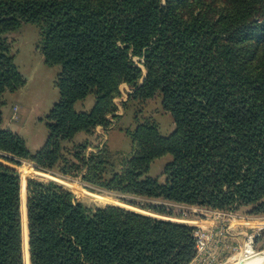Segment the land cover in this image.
<instances>
[{
  "label": "trees",
  "instance_id": "1",
  "mask_svg": "<svg viewBox=\"0 0 264 264\" xmlns=\"http://www.w3.org/2000/svg\"><path fill=\"white\" fill-rule=\"evenodd\" d=\"M25 24L36 26L45 63L60 67V99L41 151L0 129V159L81 174L114 194L264 215V0H0V108L25 85L8 39ZM123 84L133 90L124 105L134 109L133 155L116 165L108 146L86 157L83 144L65 157L64 143L110 126ZM90 96L93 108L77 111ZM156 99L173 119L169 136L146 116ZM166 157L160 182L149 173ZM27 215L30 264H191L197 255L193 228L90 206L52 181L29 182ZM0 264H25L21 179L1 162Z\"/></svg>",
  "mask_w": 264,
  "mask_h": 264
},
{
  "label": "rangeland",
  "instance_id": "2",
  "mask_svg": "<svg viewBox=\"0 0 264 264\" xmlns=\"http://www.w3.org/2000/svg\"><path fill=\"white\" fill-rule=\"evenodd\" d=\"M8 39L11 42L16 66L25 79V85L14 92L5 94V105L0 108V129L9 130L18 135L25 141L30 154L36 155L46 144L49 136L48 117L60 99V93L56 86L60 67L48 66L45 63L44 56L38 47L39 35L36 26L25 24L19 31L9 34ZM135 61L145 72L139 59H135ZM123 85L127 86V88L123 89ZM123 85L120 87V95L114 99L117 112L108 117L110 126L108 128L98 126L95 129L93 137L80 133L72 144L64 143L65 149L63 153L65 157L71 159L72 149L77 145L83 144L88 146L84 153L86 157L97 153L104 146H108L115 155L112 162L116 165L121 160L130 158L133 155V144L126 136V130L134 128V109L130 107L126 110L124 107L133 90L127 84ZM94 103L93 96H90L85 102L78 103L75 108L79 112H88L93 108ZM146 109V116H151L155 119L159 125L161 134L164 136L171 135L174 131L173 119L170 114L163 110L160 100L150 101ZM169 160L170 157H166L154 162L151 165L149 175L153 178H159L160 182H164L166 178L162 173ZM0 162L17 170L21 183H23V173L27 171L31 172L30 176L27 177L26 191L28 190L29 182L32 180L52 181L62 185L65 189L72 192L77 199L93 207H122L126 210L160 220L186 225L193 228L194 231L198 229L197 226H205V231L215 230L218 232L229 228L230 233L228 235L221 237L213 243L210 242L207 246L205 258L209 259L202 260L198 258L191 264H233L241 256L245 255L247 248L245 245L255 233H259V235L254 238L253 248L251 247V249L255 253L264 252V215L252 214L249 207L222 212L200 206L174 203L163 199L114 194L103 188L93 187L86 183L83 181L81 174L77 175V177L57 175L56 177L61 179L58 182L38 175L41 171H38L32 161H25L21 166L13 165L3 159H0ZM116 171H120V167H116ZM46 174L50 173L46 172ZM85 191L105 197V200L97 199L91 194L85 193ZM160 210L164 212L161 213ZM218 212L226 215L227 220L225 223L222 222L223 224H221L220 220L215 218ZM27 245L29 254V239Z\"/></svg>",
  "mask_w": 264,
  "mask_h": 264
},
{
  "label": "bare ground",
  "instance_id": "3",
  "mask_svg": "<svg viewBox=\"0 0 264 264\" xmlns=\"http://www.w3.org/2000/svg\"><path fill=\"white\" fill-rule=\"evenodd\" d=\"M30 174H31L30 171L23 173V175H22L23 176V183H21L22 184L21 213H23L22 223H23V245H24L23 247H24L25 264H30L29 254H28V245H27V242L29 239V233H28V215H27V205H26L27 204V201H26V192H27L26 191V181H27V177H29ZM38 175H40V176L42 175L44 177H47L51 180L58 181V182H60V180H61L58 177L50 175V174L38 173ZM61 182L64 183L63 181H61ZM70 185H72V184H70ZM85 193L91 194L92 196L96 197L97 199L105 200V197H102V196H99V195H96L93 193H89L88 191H85ZM233 264H264V252L255 253L252 251L250 245H248L246 248L245 255L241 256L240 259L237 262H234Z\"/></svg>",
  "mask_w": 264,
  "mask_h": 264
},
{
  "label": "built area",
  "instance_id": "4",
  "mask_svg": "<svg viewBox=\"0 0 264 264\" xmlns=\"http://www.w3.org/2000/svg\"><path fill=\"white\" fill-rule=\"evenodd\" d=\"M218 218L221 224L225 223L227 218L226 215L224 213H220L218 212L216 217ZM223 222V223H222ZM198 229H196V231H194L195 234V238L197 240V255L195 257V259H202V260H207L209 258H205L207 253H206V249L207 246L209 245L210 242H215L216 240H219L221 237L228 235L229 232V228L228 229H223V231H205V226H197ZM226 231V232H224ZM259 233H255V235H253L250 239L249 242L245 245L246 247L248 245H250V247H252V244L254 243L253 240L256 236H258ZM253 248V247H252ZM205 258V259H204ZM194 259V260H195ZM193 260V261H194Z\"/></svg>",
  "mask_w": 264,
  "mask_h": 264
},
{
  "label": "crops",
  "instance_id": "5",
  "mask_svg": "<svg viewBox=\"0 0 264 264\" xmlns=\"http://www.w3.org/2000/svg\"><path fill=\"white\" fill-rule=\"evenodd\" d=\"M122 88L125 89V88H127V86H124V85H123ZM108 144H109V143H108ZM39 172H40V171H39ZM41 173H42V172H41ZM44 174H46V173H44Z\"/></svg>",
  "mask_w": 264,
  "mask_h": 264
},
{
  "label": "water",
  "instance_id": "6",
  "mask_svg": "<svg viewBox=\"0 0 264 264\" xmlns=\"http://www.w3.org/2000/svg\"><path fill=\"white\" fill-rule=\"evenodd\" d=\"M26 201H27V199H26ZM27 205V204H26Z\"/></svg>",
  "mask_w": 264,
  "mask_h": 264
}]
</instances>
